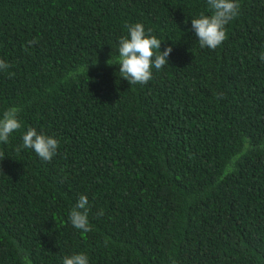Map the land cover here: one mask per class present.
I'll return each instance as SVG.
<instances>
[{"label":"trees","instance_id":"16d2710c","mask_svg":"<svg viewBox=\"0 0 264 264\" xmlns=\"http://www.w3.org/2000/svg\"><path fill=\"white\" fill-rule=\"evenodd\" d=\"M236 2L212 50L191 23L207 0H0V118L21 123L0 142V264H264V0ZM136 23L173 51L130 85ZM30 127L59 141L50 162Z\"/></svg>","mask_w":264,"mask_h":264},{"label":"clouds","instance_id":"9594fccd","mask_svg":"<svg viewBox=\"0 0 264 264\" xmlns=\"http://www.w3.org/2000/svg\"><path fill=\"white\" fill-rule=\"evenodd\" d=\"M210 16L201 13L199 18L191 20L192 30L198 37L202 48L215 50L227 38L226 25L238 16L240 5L236 0H207ZM187 23V21H186ZM128 35L119 40V73L130 85L147 84L153 77L152 68L162 69L168 63V57L173 51L171 47L161 51L162 42L151 35V29L147 32L142 23L127 26ZM36 41H29L32 45ZM264 60V52L260 55ZM112 65L111 59L108 61ZM11 65L0 60V71H6ZM10 78L15 73H10ZM19 109L9 108L0 118V142L7 143L9 136L21 128L18 119ZM23 148L32 149L43 161L50 162L57 154L59 141L43 133H38L35 128H29L22 136ZM3 153H0V157ZM89 200L86 195H81L78 202L69 213L72 226L82 232L91 231L89 224ZM27 260V257H25ZM63 264H89L86 254L79 253L66 256Z\"/></svg>","mask_w":264,"mask_h":264}]
</instances>
